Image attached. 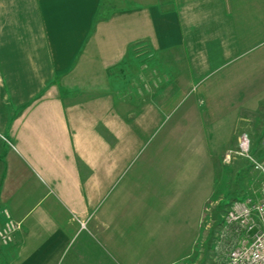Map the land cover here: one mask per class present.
Wrapping results in <instances>:
<instances>
[{"label":"crops","instance_id":"1","mask_svg":"<svg viewBox=\"0 0 264 264\" xmlns=\"http://www.w3.org/2000/svg\"><path fill=\"white\" fill-rule=\"evenodd\" d=\"M263 109L264 0H0V264H117L197 222Z\"/></svg>","mask_w":264,"mask_h":264},{"label":"rangeland","instance_id":"2","mask_svg":"<svg viewBox=\"0 0 264 264\" xmlns=\"http://www.w3.org/2000/svg\"><path fill=\"white\" fill-rule=\"evenodd\" d=\"M256 115L248 126L242 122L238 133L249 134L253 157L264 166V109ZM133 145L137 149L140 143L135 141ZM118 148H123L121 142ZM230 153L232 158H223L215 169L214 188L199 207L197 222L189 221L194 217L185 213L166 221L157 238H143L137 248L128 249L126 256L119 254L117 264H223L236 242L235 234L223 222L226 211L246 196L264 198V173L236 149ZM193 209V205L186 206L187 212ZM256 230L250 229V238Z\"/></svg>","mask_w":264,"mask_h":264},{"label":"built area","instance_id":"3","mask_svg":"<svg viewBox=\"0 0 264 264\" xmlns=\"http://www.w3.org/2000/svg\"><path fill=\"white\" fill-rule=\"evenodd\" d=\"M236 153L250 159L255 168L264 173V166L253 157L251 139L247 132L239 135ZM226 158H232L230 152L227 153ZM4 214L5 221L0 228V242L4 246H9L14 242L20 223L8 210H5ZM223 222L236 236V242L223 264H264V198L258 199L249 195L236 200L226 211ZM82 226L85 227L86 223H82ZM253 228L257 230L250 238L249 231Z\"/></svg>","mask_w":264,"mask_h":264}]
</instances>
